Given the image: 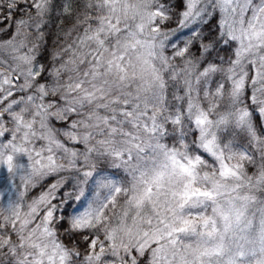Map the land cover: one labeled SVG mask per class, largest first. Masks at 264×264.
I'll return each instance as SVG.
<instances>
[{
	"label": "snow or ice",
	"instance_id": "snow-or-ice-1",
	"mask_svg": "<svg viewBox=\"0 0 264 264\" xmlns=\"http://www.w3.org/2000/svg\"><path fill=\"white\" fill-rule=\"evenodd\" d=\"M0 264H264V0H0Z\"/></svg>",
	"mask_w": 264,
	"mask_h": 264
}]
</instances>
